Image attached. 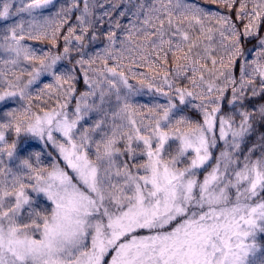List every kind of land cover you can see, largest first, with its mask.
I'll list each match as a JSON object with an SVG mask.
<instances>
[{"label":"snow or ice","instance_id":"6c2138e0","mask_svg":"<svg viewBox=\"0 0 264 264\" xmlns=\"http://www.w3.org/2000/svg\"><path fill=\"white\" fill-rule=\"evenodd\" d=\"M0 264H264V0H0Z\"/></svg>","mask_w":264,"mask_h":264},{"label":"trees","instance_id":"16d2710c","mask_svg":"<svg viewBox=\"0 0 264 264\" xmlns=\"http://www.w3.org/2000/svg\"><path fill=\"white\" fill-rule=\"evenodd\" d=\"M197 2H202V0H197ZM213 7H215L214 5H213ZM140 71H144V70H140ZM131 83H136V81H130Z\"/></svg>","mask_w":264,"mask_h":264},{"label":"rangeland","instance_id":"374dc122","mask_svg":"<svg viewBox=\"0 0 264 264\" xmlns=\"http://www.w3.org/2000/svg\"><path fill=\"white\" fill-rule=\"evenodd\" d=\"M81 87H82V85H81ZM143 101L146 102L147 101V97H144L143 98Z\"/></svg>","mask_w":264,"mask_h":264}]
</instances>
